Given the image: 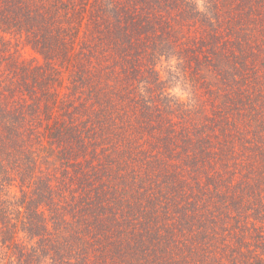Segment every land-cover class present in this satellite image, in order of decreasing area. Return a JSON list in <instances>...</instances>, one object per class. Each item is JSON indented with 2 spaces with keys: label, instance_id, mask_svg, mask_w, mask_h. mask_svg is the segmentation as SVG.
Returning <instances> with one entry per match:
<instances>
[{
  "label": "trees",
  "instance_id": "1",
  "mask_svg": "<svg viewBox=\"0 0 264 264\" xmlns=\"http://www.w3.org/2000/svg\"><path fill=\"white\" fill-rule=\"evenodd\" d=\"M211 4L185 41L193 0H0L6 264H264V0ZM169 52L206 104L160 88Z\"/></svg>",
  "mask_w": 264,
  "mask_h": 264
},
{
  "label": "rangeland",
  "instance_id": "2",
  "mask_svg": "<svg viewBox=\"0 0 264 264\" xmlns=\"http://www.w3.org/2000/svg\"><path fill=\"white\" fill-rule=\"evenodd\" d=\"M69 1L81 2L82 0ZM211 2H214V0H193L196 9L195 16H193L194 18L183 19L184 17H181L180 23L176 25V33L181 40L188 41L190 38L202 35L207 26L206 22L208 19L207 17L210 15V8L212 5H214L211 4ZM106 7L110 6L108 5ZM87 9H89L88 6ZM110 11L111 10L105 13V18H107V22L110 24V27L113 28V13ZM86 17H89V14H87L85 18ZM89 26L91 25H87V20H83L81 30H85L86 28L87 36L90 35L91 31ZM16 44L18 45L19 51L25 59L33 62H42L41 56L35 50H33L26 41L18 39L16 40ZM189 65L190 64H187L183 58H180V56L177 55L176 52H169L166 53V55L160 57V59L157 60L155 66L158 76L162 82L160 88L165 91L164 93L167 94V96L172 97L179 103H185L191 106L206 104V102H204L206 98L205 87H211V84L216 80V77L212 71H209V69L207 70L203 66H196L197 68H200L203 80L205 81L204 84L200 82L202 80H199L195 77L196 74L194 73V68L193 71L191 70V65L194 64L191 63L190 67ZM61 76L63 78V86L61 91H65L64 86L68 83L67 71L62 69ZM194 78H196V80ZM54 159V156L50 155L46 162V166L50 168L52 166L51 160ZM0 264H6V260L4 258H0Z\"/></svg>",
  "mask_w": 264,
  "mask_h": 264
}]
</instances>
